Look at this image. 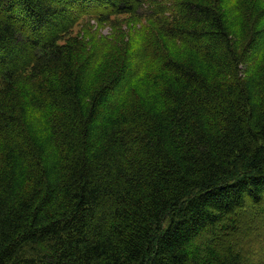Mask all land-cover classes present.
Here are the masks:
<instances>
[{
  "label": "trees",
  "instance_id": "16d2710c",
  "mask_svg": "<svg viewBox=\"0 0 264 264\" xmlns=\"http://www.w3.org/2000/svg\"><path fill=\"white\" fill-rule=\"evenodd\" d=\"M145 7L173 56L150 44L80 59L83 40L62 43L77 13ZM255 9L0 0V264H261L218 234L264 204Z\"/></svg>",
  "mask_w": 264,
  "mask_h": 264
},
{
  "label": "rangeland",
  "instance_id": "374dc122",
  "mask_svg": "<svg viewBox=\"0 0 264 264\" xmlns=\"http://www.w3.org/2000/svg\"><path fill=\"white\" fill-rule=\"evenodd\" d=\"M175 3L178 0H168ZM219 8L226 12L241 9L245 15H249L252 8L254 12H264V0H213ZM141 10L135 14L114 15L109 21H98L95 16H87L82 13L77 18L75 27L64 37L65 43L73 38L84 41V49L80 59L88 57L92 52L99 50L102 54L109 53L111 60L117 59L121 54L130 55L142 52L139 50L144 45H153L165 48L170 56H173L171 45L162 37L157 29L153 16L149 11ZM260 12L256 13V18ZM76 15V14H75ZM102 56V55H101ZM146 73L156 74V62L146 57ZM219 237L224 244L236 247L241 251L250 253L264 264V204L261 207L253 205L238 211L228 217L218 227Z\"/></svg>",
  "mask_w": 264,
  "mask_h": 264
}]
</instances>
